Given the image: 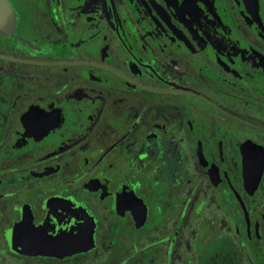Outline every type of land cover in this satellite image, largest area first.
I'll use <instances>...</instances> for the list:
<instances>
[{
    "label": "flooded vegetation",
    "instance_id": "af4514ba",
    "mask_svg": "<svg viewBox=\"0 0 264 264\" xmlns=\"http://www.w3.org/2000/svg\"><path fill=\"white\" fill-rule=\"evenodd\" d=\"M0 264H264V0H0Z\"/></svg>",
    "mask_w": 264,
    "mask_h": 264
}]
</instances>
